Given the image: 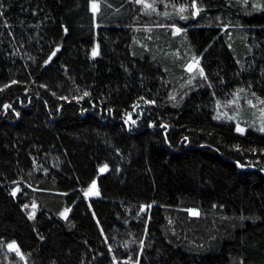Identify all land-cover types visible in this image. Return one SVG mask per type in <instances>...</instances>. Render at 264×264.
I'll use <instances>...</instances> for the list:
<instances>
[{
    "label": "trees",
    "instance_id": "trees-1",
    "mask_svg": "<svg viewBox=\"0 0 264 264\" xmlns=\"http://www.w3.org/2000/svg\"><path fill=\"white\" fill-rule=\"evenodd\" d=\"M148 2L100 0L94 18L89 0H0V264H25L13 239L27 264H264V152L250 150L264 133L214 119L237 90L241 103L264 100V9L252 7L264 0H197L195 17L163 14L191 0ZM193 55L208 79L188 85ZM93 179L100 195L85 198ZM33 201L29 219L21 205Z\"/></svg>",
    "mask_w": 264,
    "mask_h": 264
},
{
    "label": "snow or ice",
    "instance_id": "snow-or-ice-1",
    "mask_svg": "<svg viewBox=\"0 0 264 264\" xmlns=\"http://www.w3.org/2000/svg\"><path fill=\"white\" fill-rule=\"evenodd\" d=\"M247 2H248V0H244L245 4ZM132 3L135 4V5H143V7L140 9V11H144L146 9H153V10L155 9L154 4L149 3L148 0H132ZM4 6L5 5L3 3H0V9L4 8ZM89 7H90L91 12L93 13V17L95 18V14L100 11V0H89ZM252 7L253 8H257V9H264V4L255 3V4L252 5ZM188 8L193 9V11L191 12V15L193 17L197 16L200 13V11H201V8L198 5L197 0H191L190 4L180 5V12H184ZM36 11H38V9L33 10V15L36 14ZM4 15H6L4 12H0V16H4ZM164 15H167V12H165ZM181 19H186V17L181 16ZM4 25L6 27L9 26V21L5 19ZM170 27L172 29H174V32H173L174 35L186 31V29H184L182 27H179L176 24H172V25H170ZM225 27H227V25H225ZM150 30L151 29H149V31ZM64 32L65 33L68 32V28L67 27H64ZM9 34L11 35V33H9ZM150 38L151 37H149V39ZM145 47H147V46H145ZM60 48H61V45H59V44H57L55 46V48L48 55L47 59H45L43 61L44 65H48L53 60V58L56 56V54L60 50ZM99 55H100L99 45H96L91 50V56L93 58H95V57H97ZM200 61H201V57L193 55L192 58L188 61V63L184 65V67L186 68L188 73H190V74L198 73L199 77L203 78L204 80H207L208 76H207V74H206V72L204 70V67L201 65ZM237 63H239V61H237ZM241 68L243 69V66H241ZM262 74H264V69H262ZM195 80H196V75L193 74V75L189 76V79H188V81L186 83L188 85H193L195 83ZM10 83L11 84H16V83H19V81L12 80ZM208 86L211 87V84H209ZM8 87H9V84H4L2 87H0V91H3L4 89H6ZM42 87L47 88L48 86L45 84V85H42ZM25 91L27 92V89H25ZM239 91L240 90H237V92L233 94L234 95V99L230 100L228 102L229 104H234V103L237 102V100L239 99ZM37 95H39V93H37ZM53 95H56V93H53ZM213 95H215V93H213ZM252 95L256 96V93L253 92ZM88 96H90V92L85 90L82 95H75V96L72 97V99L76 100L79 103L81 100H83L85 97H88ZM60 99L67 100L68 97L67 96H62V97H60ZM170 99L175 100V96L171 95ZM137 100L138 101H142L143 103L148 104V105H152V104L156 103L155 99H147L146 97H138ZM261 103H264V101H261ZM248 104H250L253 107H255V105L253 104L252 100H248ZM220 107H221L220 102L217 101V115L214 116V119H217V120H220L222 118L223 119H227V120L236 119L235 115L229 114L228 112H220L219 111ZM136 108H139V103L133 102V109L135 110ZM10 109L12 111H15V108H14L13 105L8 104V103H5L3 105V110L5 112H7ZM81 111H84V109H81ZM109 111L111 112L112 110L109 109ZM260 112H261V119H260V125H259L257 131H259L261 133H264V109H261ZM16 115L19 116V112H16ZM124 123L126 125H131V124H135L136 120L132 118L131 113L126 112L125 113V118H124ZM154 123H155L154 121H150L149 122V126H152ZM161 127L166 128L167 126L166 125H162ZM235 131L237 133L244 134L245 131H246V128L242 127L241 124L237 121L236 127H235ZM185 140H187V137H185ZM234 147L237 150H242L240 145H235ZM250 150L252 152H254V153L257 152V151L264 152V149H259L258 150V149L252 148ZM117 151H119V150L117 149ZM236 165L238 167H240V168L256 167V165L241 163L240 160L236 161ZM109 167H110L109 164L107 162H105L99 167L98 171H99V173H106L109 170ZM44 170L47 171V169H44ZM259 170L261 172H264V167H260ZM117 171H119V169H117ZM12 183L15 184L16 186L11 189V195L13 197H16L18 192H20V186H19V184L16 183V181H13ZM83 194H84V197H86V198L100 195V191L98 190L97 180L96 179H93L91 181L90 185L87 187V189L84 190ZM21 207L24 208V209H27V208L31 207L33 210L28 212V218L29 219H34L35 218V216H36L35 209H36L37 205H36V203L34 201L31 203V205L24 204V205H21ZM150 208H151L150 204L149 205H141L140 206V212H146ZM70 210L71 209L69 207H65L62 211L59 212V216L62 217V218L67 219ZM187 211H188V213L190 215H193V216L199 214L198 210L195 209V208H189V209H187ZM93 216H95V212H93ZM97 222L99 223V221H97ZM2 239L3 238L0 237V240H2ZM40 239L43 240L44 237L40 236ZM140 245H141V249H143V246H144V241L143 240L140 241ZM5 247L7 248L9 253H14L17 257L20 258V260L24 261L25 264H27V258L25 256V254L22 252L20 245L18 244V242L15 239L11 240L10 242H6ZM125 247H127V243H125ZM109 250L111 251V246L110 245H109ZM115 261H116V257L114 256L113 257V264H115ZM9 264H11V261H9ZM129 264H133L131 258H129ZM134 264H139V261L136 260L134 262ZM241 264H243V262H241Z\"/></svg>",
    "mask_w": 264,
    "mask_h": 264
},
{
    "label": "rangeland",
    "instance_id": "rangeland-1",
    "mask_svg": "<svg viewBox=\"0 0 264 264\" xmlns=\"http://www.w3.org/2000/svg\"><path fill=\"white\" fill-rule=\"evenodd\" d=\"M143 6V5H142ZM163 6V7H162ZM162 9L163 10V14L165 12H167V14H171L173 16H179V15H174L175 12H180V8L179 7H169L167 5H163L162 4ZM148 10V9H146ZM188 11H191L189 8L186 9L184 12H180V13H186ZM184 15V14H183ZM182 15H180L181 17ZM185 16V15H184ZM96 46V44L94 45ZM186 70V68H185ZM187 71V70H186ZM234 98H232L231 100H233ZM241 97L239 96V99L237 100L236 103L234 104H229L228 102L220 104L221 107L219 109L220 112H228L229 114L235 115L236 119L234 120H227V119H220L222 121H230V122H235L237 123V121L239 123H250V124H254L257 128L260 125V119H261V109H264V103H261V101H252L253 104L255 105V107H253L252 105L247 103H241ZM264 101V100H263ZM216 115H217V110H216ZM84 195V194H83ZM94 197V196H92ZM86 198V197H85ZM87 198H91V197H87Z\"/></svg>",
    "mask_w": 264,
    "mask_h": 264
}]
</instances>
